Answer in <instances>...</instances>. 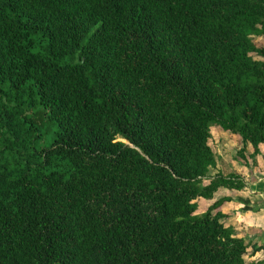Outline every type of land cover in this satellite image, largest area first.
I'll use <instances>...</instances> for the list:
<instances>
[{
  "label": "trees",
  "instance_id": "obj_1",
  "mask_svg": "<svg viewBox=\"0 0 264 264\" xmlns=\"http://www.w3.org/2000/svg\"><path fill=\"white\" fill-rule=\"evenodd\" d=\"M254 36L264 0H0V264H262L197 213L246 186L211 125L264 143Z\"/></svg>",
  "mask_w": 264,
  "mask_h": 264
},
{
  "label": "crops",
  "instance_id": "obj_2",
  "mask_svg": "<svg viewBox=\"0 0 264 264\" xmlns=\"http://www.w3.org/2000/svg\"><path fill=\"white\" fill-rule=\"evenodd\" d=\"M224 142L235 152L243 146L241 138L234 134H229ZM253 152L254 147L248 144L246 160L234 154L230 164L232 169L228 173L237 172L244 177L246 186L243 189L221 187L213 199L198 198L197 202L198 205L203 204L201 212H204L215 201L231 197V200L225 201L220 208L227 215L223 221L226 226L234 229L238 237L245 238L249 244L248 253L245 255L246 260L260 261L264 264V143L260 145V153L256 155L255 163L251 157ZM220 171L223 172L217 165L216 168H212L211 174L214 175ZM205 182L207 183L208 180ZM253 246H259L260 249L254 251Z\"/></svg>",
  "mask_w": 264,
  "mask_h": 264
},
{
  "label": "rangeland",
  "instance_id": "obj_3",
  "mask_svg": "<svg viewBox=\"0 0 264 264\" xmlns=\"http://www.w3.org/2000/svg\"><path fill=\"white\" fill-rule=\"evenodd\" d=\"M254 40L257 45L264 46L263 36H254ZM254 56L258 58V55L254 54ZM210 129L212 133V137L209 140L210 145L213 147V150L217 155L218 166H220L222 171L227 174L232 169L230 164L232 162L233 155H237V152L229 148L224 142V140L227 139L230 133L216 124H212ZM202 206L203 204L199 203L197 213H202Z\"/></svg>",
  "mask_w": 264,
  "mask_h": 264
}]
</instances>
